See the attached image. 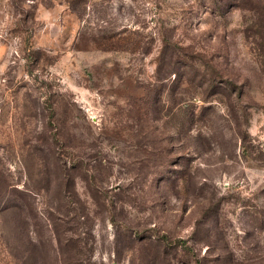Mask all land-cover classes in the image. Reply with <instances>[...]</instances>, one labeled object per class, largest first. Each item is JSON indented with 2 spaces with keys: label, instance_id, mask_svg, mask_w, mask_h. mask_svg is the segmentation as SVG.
<instances>
[{
  "label": "rangeland",
  "instance_id": "rangeland-1",
  "mask_svg": "<svg viewBox=\"0 0 264 264\" xmlns=\"http://www.w3.org/2000/svg\"><path fill=\"white\" fill-rule=\"evenodd\" d=\"M0 264H264V0H0Z\"/></svg>",
  "mask_w": 264,
  "mask_h": 264
}]
</instances>
